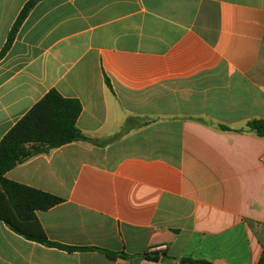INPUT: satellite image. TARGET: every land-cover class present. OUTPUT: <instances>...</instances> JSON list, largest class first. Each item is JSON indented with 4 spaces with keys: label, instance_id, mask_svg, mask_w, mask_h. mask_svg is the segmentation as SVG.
<instances>
[{
    "label": "crops",
    "instance_id": "1",
    "mask_svg": "<svg viewBox=\"0 0 264 264\" xmlns=\"http://www.w3.org/2000/svg\"><path fill=\"white\" fill-rule=\"evenodd\" d=\"M28 1L0 0V53ZM51 89L90 140L6 177L63 198L38 219L85 250L0 219V264H259L264 0H41L0 59V142Z\"/></svg>",
    "mask_w": 264,
    "mask_h": 264
},
{
    "label": "trees",
    "instance_id": "2",
    "mask_svg": "<svg viewBox=\"0 0 264 264\" xmlns=\"http://www.w3.org/2000/svg\"><path fill=\"white\" fill-rule=\"evenodd\" d=\"M41 0L28 1L0 53H7L31 10ZM111 88L109 79H106ZM82 112L78 99L66 98L51 89L26 113L0 142V219L15 233L27 240L67 250H85L60 245L48 239L37 212L46 211L64 201L54 194L9 180L6 173L29 158L49 152L76 141H89L77 127ZM248 127L264 136V120L252 121ZM107 252V251H104ZM115 256V253L107 252ZM190 264H210L204 261L186 260ZM264 264V252L259 261Z\"/></svg>",
    "mask_w": 264,
    "mask_h": 264
}]
</instances>
